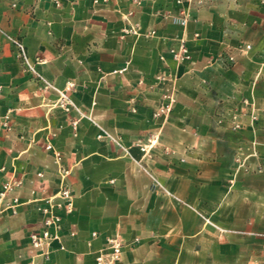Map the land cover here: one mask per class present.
I'll return each mask as SVG.
<instances>
[{"label":"rangeland","instance_id":"374dc122","mask_svg":"<svg viewBox=\"0 0 264 264\" xmlns=\"http://www.w3.org/2000/svg\"><path fill=\"white\" fill-rule=\"evenodd\" d=\"M58 1L48 0L40 8L36 0H0V264H25L30 252L39 253L30 235L45 227L47 214L39 207H45L49 197H55L53 212L60 218L59 234L65 245L92 228L86 242L92 247L93 239L100 236L95 227L101 199H128L126 207L142 210L117 221L113 234L122 238L123 252L112 264H126L124 250L133 245L126 230L138 233L132 238L135 245L148 230L175 231L174 213L181 207L194 211L201 226L211 228L218 240L230 243V257L226 252L223 262L218 258L223 252L216 251L217 259L210 264H264V0H221L220 6L200 13L205 20H214L217 29H227L231 37L240 34L252 49L245 54L233 47L238 68L209 76L211 88L198 87L196 75L178 76L173 107L160 116L154 112L164 100L166 86L158 84L156 74L126 75L155 66L142 43L146 39L132 34L121 37L122 12L133 11V20L143 31L148 29L141 12L146 0L141 4L92 0L101 6L104 19L97 31L85 28L82 0ZM156 17L165 27L175 25L170 18ZM238 22L241 26L233 29ZM12 38L25 43L39 74L22 62ZM192 52L199 67L215 57L208 55L205 44H195ZM127 61V71L114 73ZM224 81L229 85L226 91ZM243 96L255 102L257 117L251 123L250 116H243L241 126L233 129L231 114L252 110L241 103ZM209 97L215 100L209 106L193 103ZM195 129L212 138L188 133ZM152 132L158 136L148 135ZM177 138L185 139V153L178 157ZM202 144L219 149L220 164L208 167L210 178L225 182L230 192L226 201L238 210L224 221L197 209L168 182L167 156L178 158L184 170L199 158L214 159L211 154L189 155L187 149ZM156 180L166 190L155 187ZM63 191H69L70 197ZM154 200L166 203L171 215L167 224L145 211ZM9 203L14 206L8 207ZM244 213L248 218L239 219ZM113 234L106 235L101 248ZM45 261L37 257L38 264Z\"/></svg>","mask_w":264,"mask_h":264},{"label":"crops","instance_id":"0c3cea01","mask_svg":"<svg viewBox=\"0 0 264 264\" xmlns=\"http://www.w3.org/2000/svg\"><path fill=\"white\" fill-rule=\"evenodd\" d=\"M36 2H38L37 5L40 6V8H43L48 3V0H36ZM113 2L116 1L113 0ZM80 5V10L83 12V16H85V28H94L95 31H97L98 28L102 29L104 26V19L99 14L101 6L94 5L92 0H82ZM220 5L221 0L210 7H205L195 12L194 19L191 20L189 25L190 29L183 31L181 27L172 24L165 27L161 18L152 15V11L155 9L172 7L170 3L165 0H146L143 9L141 10L143 13L142 19L144 26L148 28L156 27L158 29L159 36L150 40H142V43L146 45V49L155 66L138 70L134 69V71L130 70L126 73V75L134 76L139 72L146 76L155 75L162 64L160 60L161 53H166L168 61L171 64V68L174 69L175 65L171 56L167 53V48L169 45L176 43L174 40L176 35L183 34L188 38V44L191 51L195 44L208 45V55H214L215 57H217L220 52L227 51L228 45L245 42L239 33V35L231 37L232 33H230L227 29H223L222 31L217 29L216 26L218 25L214 20H205L201 17L200 13L202 11L207 9L213 10ZM92 10L95 12L94 15L91 13ZM121 24L124 26L123 21ZM233 24L235 25L233 29H237L241 26L239 22ZM196 29L201 32V37L198 39L193 38V31ZM233 33L236 34L237 31ZM164 37L167 39H164ZM136 42L137 41L133 43L131 55H134L135 53ZM193 59L195 60L193 69L189 70V67L184 64L181 67L179 76H198V87L202 86L211 88V80L209 76L212 74L226 75L231 70L234 71L238 68V61L231 67L224 66V64L220 61H214L211 64L206 63L199 67L197 66L194 54ZM203 77L208 80L206 84L201 82ZM226 85L229 86L228 82L224 81V91L228 90ZM213 102H215V100H212L210 97L205 101H200L198 99L193 100V103H195L194 105L197 107L209 106ZM146 120L150 121L149 118ZM118 121L120 123V120ZM188 133H191L194 136H200V138L203 139L212 138V135H200L199 131L198 134H194L190 131ZM139 134L140 133H137L136 135ZM148 135H152L153 137L158 136L156 132H152ZM213 139H223V137L215 136ZM176 140L178 143L176 145L177 149L175 152L177 154L175 156H183L185 151L182 144L185 139L177 138ZM202 146L203 144L199 148L198 146L189 148L190 150L187 149V152L189 155L196 157L198 155L206 156L211 154L212 158L215 160L199 158L197 163L189 166V170H184V163H180L178 158H176V160H172L168 159L167 156V159L165 160V169L169 172L167 175L169 185L173 187L179 195L190 201L197 209L213 215L214 219L219 221L230 219L231 214H233V212H237L238 210H233L232 203L226 201L230 192L227 190L225 182L213 175L212 178H210L208 169L209 166L215 165L217 167L220 164V157L217 156L219 149L214 146ZM184 160H182V162ZM173 161H175L174 166H172ZM126 200L128 199L115 198L109 201L101 199L97 203L99 218L95 228L100 229V236L97 239H93L92 247L86 244L87 240L91 239V228L89 231L83 232L80 237L74 240L70 239L66 242V250H60L58 248V242H54L51 259L49 261H45L44 263L72 264L74 261L76 264L81 262L86 264H95L96 252L102 245H104L106 235L113 234L117 231L116 226L119 225L117 221L122 219V217H124V219L133 218V215L131 214H141L142 212L140 208L134 209L132 207H126ZM167 208L166 203L161 201L156 202L154 200L153 202L150 201L149 206L145 209V211H148V213H155L156 217L158 216L160 221L167 224L166 222L171 216H169ZM174 215L175 231L168 229H162L160 231L156 229L148 230L144 233L143 238L139 237L141 241L138 245H135L137 243L136 238L132 240L133 236L138 235V233H131L126 230L124 234L128 241H132L131 244L133 245L125 248L123 253V262L126 264H201L200 262H202V264H210L212 261L215 262L217 259L216 251L223 252L222 255L218 256L219 260H222L223 262L226 260V252L227 257H230L232 252L230 243L218 240L215 232L211 228L202 227L201 219L194 211L186 207H181L176 209ZM247 218L246 213L239 215V219L244 220ZM86 235L87 237L84 238ZM72 251L75 252L74 255L72 254ZM31 257L32 252L28 254L25 264L29 263Z\"/></svg>","mask_w":264,"mask_h":264},{"label":"built area","instance_id":"2783aa9c","mask_svg":"<svg viewBox=\"0 0 264 264\" xmlns=\"http://www.w3.org/2000/svg\"><path fill=\"white\" fill-rule=\"evenodd\" d=\"M58 4L59 1L55 0ZM137 4H141L142 0H134ZM168 3L172 5V7H169L161 12V10H153L152 15H162L165 18H170L172 23L175 25L181 27L183 31H186L188 28L189 23L192 19H194V13L198 10L210 7L214 4H216L219 0H165ZM133 11L129 12H122V18L124 21V26L122 27V33L121 37H125L127 34H132L136 36L137 38L143 37L146 40L153 39L155 37H158V31L156 28L151 27L143 31L141 29V26L139 23L135 22L132 18ZM201 37V32L199 30L193 31V38L198 39ZM166 37H164L165 39ZM167 39V38H166ZM174 40L176 41L175 44L169 45L167 48V53L171 56L175 68L172 69L169 67V61L166 53L160 54V60L163 64V66L157 71L156 77L158 84L164 85L165 90L163 92V98L164 100L159 104V108L157 111L154 112V116H160L163 113H168L172 107L173 103L175 102V92L177 90V82H178V76L180 75L181 67L182 65H186L189 67V70L193 69V65L195 63V60L193 59L192 51L188 44V38L185 37V35H176L174 37ZM12 42L14 43L17 54L21 58L22 62L31 70L37 72L35 64L31 57L29 56V53L27 51V47L25 43L17 38H12ZM238 49L240 52L247 54L251 49L252 45L250 43L246 42H240L238 45H228V50L225 52H220V54L217 57H214L209 60L207 64H211L214 61H220L224 64L226 67H231L237 63V58L233 53L232 48ZM130 61H127L123 66H121L118 69L114 70V73H123L128 70ZM38 73V72H37ZM39 74V73H38ZM201 82L203 84H206L208 82L207 78L203 77L201 79ZM241 103L245 105L246 107H251V112L249 111H241L240 113H234L231 114L230 117V124L233 129H237L241 126V117L243 116H250V121L253 123L256 120V115L254 114L256 105L255 102L246 96H243L241 98ZM133 110H136L135 107H133ZM223 114V113H222ZM186 130V128H184ZM194 134H198V130L195 129L193 131ZM155 187H161L166 190V188L162 185L160 181H155L154 183ZM65 197H70L69 191H63V194ZM177 200L182 201L177 196L173 195ZM54 198L55 197H49L46 199V206L45 207H39V210H44V212L47 214L46 218V225L41 230L33 231L30 235V242L33 247V249L39 250V253L32 254V257L28 264H38L37 257L43 256L46 261H49L51 259V254L54 249V242H58V248L60 250H66V245L61 239V236L59 234V228H60V218L58 215H56L53 212L54 207ZM16 200V199H15ZM8 207H13L14 204L9 203ZM72 204L68 201L67 206H71ZM14 213L17 212V210H13ZM96 233H93V236H95ZM108 245L104 248H100L97 253V262L98 264H112L115 261L120 260L122 255V238L119 234H113L108 239ZM89 244H91L89 242Z\"/></svg>","mask_w":264,"mask_h":264}]
</instances>
